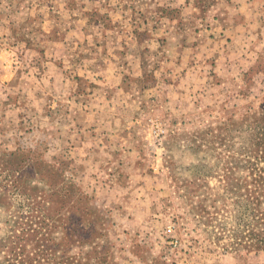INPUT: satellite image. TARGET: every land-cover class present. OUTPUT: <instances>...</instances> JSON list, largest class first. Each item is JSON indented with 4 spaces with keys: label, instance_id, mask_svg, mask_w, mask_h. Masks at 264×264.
<instances>
[{
    "label": "crops",
    "instance_id": "obj_1",
    "mask_svg": "<svg viewBox=\"0 0 264 264\" xmlns=\"http://www.w3.org/2000/svg\"><path fill=\"white\" fill-rule=\"evenodd\" d=\"M263 59L264 0H220L199 19L182 10L179 20L152 28L86 20L66 28L8 13L0 22V135L11 128L40 147L68 143L70 168L79 170L70 178L112 228L116 209L139 223L170 219L162 168L146 165L147 150L154 160L164 155L151 140L153 125L168 132L175 114L207 112L204 96L217 106V96L246 91L238 81ZM48 125L60 129L53 138Z\"/></svg>",
    "mask_w": 264,
    "mask_h": 264
},
{
    "label": "rangeland",
    "instance_id": "obj_2",
    "mask_svg": "<svg viewBox=\"0 0 264 264\" xmlns=\"http://www.w3.org/2000/svg\"><path fill=\"white\" fill-rule=\"evenodd\" d=\"M218 1L0 0V22L8 13L27 12L31 17L57 19L66 28L81 20L100 25L136 21L144 28H152L157 20H179L182 10L190 12L191 20L199 19ZM252 67L247 77L238 81L246 85V91L239 89V95L217 96V106L204 96L207 98L201 108L207 112L191 119L173 112L178 119L158 142L155 132L160 129L153 125L151 140L159 147L158 156L162 152L164 155L163 159L154 160L151 150H147L146 165L162 168L160 176L168 201L162 209L171 218L160 216L139 223L132 221L131 216L127 218L126 211L120 215L116 209L115 227L104 239L91 234L92 245L58 244L66 234H59L63 233L60 227L39 215L44 210L40 203L43 184L37 179L38 174L28 175L24 169L28 163L54 156L69 160V144L56 138L39 150L36 138L28 140V136L16 134L11 128L3 129L0 264H83L86 251L92 253L87 256L88 264H152L159 256L170 264H264L260 244L264 240V59ZM233 106L245 108L230 110ZM248 110V119L232 123ZM47 127L52 138L60 131L57 126ZM6 152L17 156L8 158ZM21 152L30 154L26 163ZM77 168L72 169L73 173L78 174ZM135 234H140L143 242ZM105 239L111 241L107 248L102 247ZM172 242H178V246L172 247ZM135 243L145 246L144 252L140 248L134 252ZM92 248L97 254L106 250L111 257L99 256V261ZM142 253L147 254L146 258L141 259Z\"/></svg>",
    "mask_w": 264,
    "mask_h": 264
},
{
    "label": "trees",
    "instance_id": "obj_3",
    "mask_svg": "<svg viewBox=\"0 0 264 264\" xmlns=\"http://www.w3.org/2000/svg\"><path fill=\"white\" fill-rule=\"evenodd\" d=\"M17 32L18 30H13L14 34H17ZM249 111L251 110H248L245 116L242 114L243 116H240L236 119L234 118L232 123H235L236 120L239 121L241 119H248L250 115ZM37 148L42 150V147L40 146ZM47 152L48 149L45 152V156L47 155ZM5 155L8 156V158H14L17 156L15 152H6ZM22 155L24 156V163H26L27 158H31L29 153L26 154V152H24ZM21 163L23 164V162ZM71 164V160L54 156L51 159L45 158L44 160L35 164L28 163L26 166H24V169H26L25 172L28 173V175H32L31 172H34L33 175L36 176L38 174L39 176H37V179L43 184V190L41 191L42 200L40 203L44 207V210L40 211L39 215H42L45 221L52 220L55 226L60 227L63 230V233L59 234H66L65 237L62 238V241L58 244L60 246L65 244L69 247H73L79 244L83 245L85 242H87L86 244L92 245L91 243L93 242L90 241L91 234H98L99 238L104 239L106 238L107 234H109V229H112L113 223L111 218L108 216V213L96 206L94 198L87 195L73 181V179L70 178V174L73 173V170L70 168ZM36 165H38V167H36ZM57 196H60V199H58ZM53 238L54 246L56 244V237ZM105 240L106 242L102 245L103 248H107L109 245H111V241L109 239ZM260 244H262L261 248L264 250V240L260 241ZM144 247L145 246L135 243L133 246V251L137 252L139 248L143 251ZM92 249L94 251L93 254H95L97 250L94 248ZM106 252L107 251L104 250L98 252V254L96 253L95 256L97 257V260L101 261L99 256H101L102 259L107 256L111 257V254H106ZM88 254L92 253L90 251H86L84 258L86 261L83 264H88ZM64 255H66V250L62 257ZM145 255L147 254L142 253L141 259L146 258ZM112 264L114 263L112 262ZM152 264L170 263L163 259V256H159L152 262Z\"/></svg>",
    "mask_w": 264,
    "mask_h": 264
},
{
    "label": "built area",
    "instance_id": "obj_4",
    "mask_svg": "<svg viewBox=\"0 0 264 264\" xmlns=\"http://www.w3.org/2000/svg\"><path fill=\"white\" fill-rule=\"evenodd\" d=\"M159 132L158 131H156L155 133H156V135H157V140H156V142H158V141H160L161 139H163V137H164V135H165V129H163V128H161V127H159ZM176 247V246H178V242H172V247Z\"/></svg>",
    "mask_w": 264,
    "mask_h": 264
}]
</instances>
